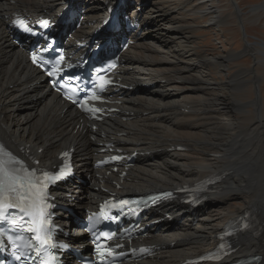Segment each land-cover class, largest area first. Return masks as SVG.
<instances>
[{"label": "bare ground", "instance_id": "bare-ground-1", "mask_svg": "<svg viewBox=\"0 0 264 264\" xmlns=\"http://www.w3.org/2000/svg\"><path fill=\"white\" fill-rule=\"evenodd\" d=\"M106 1L117 2L76 0L89 8V22L101 15ZM136 1L141 6H137L134 15L141 20L144 30L137 43L124 54L123 76L129 84L153 83L154 86L122 96L118 107L124 113L114 120L104 121L93 132L85 120H80L77 112L66 103L62 105L60 98L46 89V84L38 83L41 76L29 64L27 55L11 44L1 18L8 10L16 8L57 13L63 2L68 1L15 0L12 4L11 0H0V137L15 148L29 146L34 154L39 147H44L39 156L44 165L58 163L57 155L62 150L75 148L74 160L78 170L90 173L91 177L85 187L76 182L68 191L61 188L58 200L65 204L92 206L96 199L102 198L103 194L95 189L100 186L99 179L91 172L92 160L97 158L98 141L114 140L123 142L130 151L150 152L140 156L135 166L127 171L122 189L114 187L118 193L175 188L193 184L214 172L230 170L218 189L209 194V200L198 209L192 210L177 203L165 208L176 213L181 222L166 223L155 232L150 243L161 247L155 260H148L145 264H179L199 256L214 246L223 226L244 209L252 210L260 221L254 225V231L240 236L236 255L256 253L261 256L258 264H264V111L261 88L252 113L247 109L249 104L241 101L238 95L250 83L244 80L243 74L251 69L240 68L221 80L213 76L212 67L227 73L230 59L241 53L231 51L219 58L211 57L196 45V30L192 33L184 31L189 27L186 21L208 16L206 24H197L195 28L211 26L221 32V25L229 18H225L219 7L220 0H180L175 5L164 6L161 0ZM233 3L243 21V12L235 0ZM262 8L264 4L253 11L259 14ZM179 17L182 18L178 23ZM91 29H99L98 23H94ZM80 30L91 32L85 24ZM246 44L243 53L254 55L258 52L264 56L263 44L258 49L249 41ZM251 72H255L252 82L258 87L261 78L254 69ZM225 91L231 92L230 98L227 99ZM206 101L209 104L205 107ZM124 117L129 120H123ZM177 146L185 150L171 151ZM110 180L118 181L119 177L111 174L106 182ZM244 182L257 183L256 191L259 188L262 191L261 200L255 197L256 191H251L249 196L250 191L242 189ZM69 192L72 197L66 198ZM80 197L84 198L83 203L77 200ZM235 200H241V203H234ZM62 221L72 223L64 218ZM77 239L80 238L72 240Z\"/></svg>", "mask_w": 264, "mask_h": 264}, {"label": "rangeland", "instance_id": "rangeland-1", "mask_svg": "<svg viewBox=\"0 0 264 264\" xmlns=\"http://www.w3.org/2000/svg\"><path fill=\"white\" fill-rule=\"evenodd\" d=\"M176 1L180 0H161L162 5H175ZM234 0H220L219 7L221 8L223 14L226 16L225 18H229L228 21L221 25L223 31L220 32L219 29H214L211 26L200 27L196 29V25L206 24L205 22L208 20V16L205 18H198L196 20L192 19L191 21H186L189 24V27L184 29V31H189V33L197 31V39L196 45L199 46L200 51H204L202 53H206L211 57L219 58L221 55H225L231 51H237L241 53L240 55H236L230 59L229 69L226 71L219 72V69L212 67L213 76H215L218 80L223 79V77H227L226 74H232L236 72L240 68L254 69L258 73L261 78V84L256 87L252 82V77L255 76V72H251V70L246 71L243 75H245L244 80L249 81L248 86L243 92L238 93L241 101L248 103L251 112L253 113L255 101L260 97L259 88H261L263 101H262V110L264 111V56L261 53L256 52V56L251 54V52L243 53L246 42L249 41L252 43L253 47L258 49L262 44L264 45V8L260 9V13H255L253 9L259 5L264 4V0H235L237 5L240 7L243 16V21L240 20L239 15L237 14L236 4L233 3ZM162 7V6H161ZM177 14H173L172 16H176ZM191 17V16H189ZM182 18V17H181ZM179 17L178 23L181 19ZM181 25L186 26L185 23H181ZM257 57V59H255ZM248 76V77H246ZM247 78V79H246ZM249 78V79H248ZM226 96L230 98L231 92L225 91ZM229 92V93H228ZM215 93H212L214 95ZM208 97V96H207ZM208 102H205V107L208 106ZM253 105V106H252ZM200 108V107H199ZM197 114H195V118H197ZM240 116L239 113L236 114ZM205 117V114H202ZM232 116H235L233 113ZM195 120V119H194ZM193 120V121H194ZM191 121V122H193ZM247 123V122H246ZM233 143V142H231ZM244 161V160H241ZM258 168V167H257ZM261 168V167H260ZM259 168V170H260ZM253 172V171H252ZM251 174H254L252 173ZM256 182V181H255ZM242 189L244 191H250L248 195L250 196L251 191H256L257 183L254 182H244ZM252 187V188H250ZM230 188V187H229ZM228 188V189H229ZM227 189V190H228ZM259 188L255 192V197L261 200L262 192ZM264 191V188H263ZM247 195V196H248ZM258 196V197H257ZM261 196V197H260ZM241 203V200H235L234 203ZM237 203V204H239ZM245 205V203H243Z\"/></svg>", "mask_w": 264, "mask_h": 264}, {"label": "snow or ice", "instance_id": "snow-or-ice-1", "mask_svg": "<svg viewBox=\"0 0 264 264\" xmlns=\"http://www.w3.org/2000/svg\"><path fill=\"white\" fill-rule=\"evenodd\" d=\"M33 59L35 60V57H33ZM32 180L33 177L28 174L20 177L0 167V196H3V200H0V208L21 206L24 200L30 199L32 203L29 207L34 209V211H29L28 208L24 207H21V211L26 212L27 215L32 217V224L36 225V227L29 228V231L36 233V240L41 246H44L47 244V240L41 236V232L43 231V210L40 207L42 196L40 189L32 183ZM23 181H27V183ZM7 193L14 194L16 200L20 203L17 205H10L4 202L8 199ZM45 264H47V262H45Z\"/></svg>", "mask_w": 264, "mask_h": 264}]
</instances>
